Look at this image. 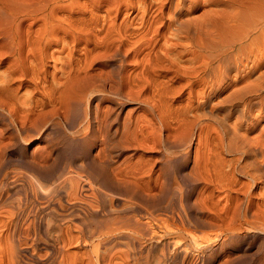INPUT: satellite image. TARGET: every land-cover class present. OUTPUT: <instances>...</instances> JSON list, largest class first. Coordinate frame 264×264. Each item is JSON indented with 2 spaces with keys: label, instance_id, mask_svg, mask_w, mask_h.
Segmentation results:
<instances>
[{
  "label": "bare ground",
  "instance_id": "obj_1",
  "mask_svg": "<svg viewBox=\"0 0 264 264\" xmlns=\"http://www.w3.org/2000/svg\"><path fill=\"white\" fill-rule=\"evenodd\" d=\"M185 1L0 0V124L6 128L5 134H0V264H171L170 261L173 264H193L188 252L192 248L187 240L190 228L187 229V223L190 220L185 221L181 210L175 216L156 215V218L149 217L147 223H142L143 220L126 218L127 215L125 218L102 217L89 199V192L97 187V183L105 181L111 185L112 181L108 182L111 159L122 157L129 150L125 143L117 141L116 136L124 106L135 103L146 106L168 133L177 132V126L183 128L184 125L201 124V137H209L205 140L206 137H203V148L208 151L196 159L201 178L206 184L203 201L206 211L198 209L195 204L190 205L192 203L189 201L185 202L188 206L186 211L189 210V215L195 220L194 226L197 224L203 233L217 232V239L225 234L228 238V235L243 230L264 239V82L259 84V80L264 78L261 69L264 64V0H206L212 6L223 8L226 13L219 18L215 15L214 20L205 19V25L216 22L252 28L245 34L248 39L254 37V61L257 69L262 70L261 75L257 74L260 78L258 83L255 78L252 79L254 84L246 82L247 79L251 80L250 75L255 70L246 74L245 86L236 88L222 98L218 106L221 105L224 117L218 122L222 127L215 135H210L209 125H203L202 120L191 121L183 117L186 110L174 104L181 97L182 89L188 85H201L203 76L207 74L204 68L190 69L191 66L187 65L182 69L169 57L167 48L174 46L169 41V34L174 30L185 34L193 31L187 27L195 20H191V16L190 20L183 22L174 15L175 11L173 14H166L165 11L185 6ZM201 1L189 0L187 5L194 10ZM134 11H137L135 18L132 17ZM136 19L140 21L137 20L139 24H135ZM180 25L183 29L177 28ZM203 27L196 29L198 35L206 26ZM201 32L197 37L198 45L207 43ZM212 36L209 39L214 38ZM218 37L215 38L217 41ZM244 37L241 38L245 41ZM240 39L236 42H241ZM244 48L237 50L235 58H240L239 53L244 52ZM131 51L136 52L132 67L128 55ZM253 51L250 50V54L253 55ZM220 55L224 57L222 62H227V55ZM246 58L249 60V56ZM208 60L202 64L208 63ZM238 63L243 64V58ZM97 65L100 67L96 69ZM199 66H202L201 63ZM186 68L195 69L187 72ZM185 77L197 81L180 84ZM176 83L181 86L178 88ZM195 96L197 98V94ZM103 103L111 104L112 108H103ZM141 120L143 118L135 121L134 142L129 139L133 142L132 147L134 144L142 148L161 145L162 138L149 136L152 131L148 133V125ZM36 141L46 142L50 146V153L46 158H41L43 160H36L28 154L27 146ZM167 142L164 141L170 145ZM74 146L77 149H72ZM97 146L100 150L95 155L94 148ZM59 149L74 151L69 153L73 168L63 170L58 177L50 171L51 167L48 169L47 161H55L60 154ZM6 160H17L20 172L21 169L23 172L25 170L30 181L23 180L16 170L12 171L14 175L9 179H1L7 174ZM115 173L113 175L119 176ZM73 176L83 179L80 186L74 187ZM51 180L52 184H49ZM198 184L196 180L191 182L194 190ZM99 186L101 188L103 183ZM119 187L118 190L123 188ZM217 193L224 194L223 201L220 200L222 195L218 197ZM16 196H20L19 200ZM205 215L207 222L201 218ZM170 222L173 227H170ZM153 225L157 226V230ZM25 238H32L33 242L29 245ZM124 241L128 242L130 249L122 246ZM147 242L149 246L144 245ZM74 245L90 249L73 253L71 248ZM263 245H258V249ZM218 249L222 250L221 247ZM209 257L205 259L209 260ZM245 258L249 261L246 264H249L251 259L248 256Z\"/></svg>",
  "mask_w": 264,
  "mask_h": 264
},
{
  "label": "rangeland",
  "instance_id": "obj_2",
  "mask_svg": "<svg viewBox=\"0 0 264 264\" xmlns=\"http://www.w3.org/2000/svg\"><path fill=\"white\" fill-rule=\"evenodd\" d=\"M141 1L145 2L147 0H145V1L141 0ZM149 1H151V0H148V2ZM186 1H187V3H189V0H186ZM204 1L206 2V0H204ZM204 1L202 0L200 6H198L194 10H193V8H189L188 7L189 4L187 5V3H185L187 6L185 5V6H182V7H178V8H176V10L174 8L172 10L171 9H167L165 11L166 14H169V13L173 14V12L175 11L174 15L177 18L180 17L179 20L187 21V20H190V19L192 20L193 19V20L196 21V22L194 21L196 25L198 23H200V25L198 24V26L200 27L198 29V26H196L195 24L193 26L192 24L194 22L191 21L192 24L190 25V27H187V28H189V31L193 30V31L189 32L191 34H189L188 32L185 34L183 31H175V30L172 31L171 34H169V41L170 42L172 41V44L174 43L173 44L174 46L171 47V48H167V49L169 50V57L173 61H175L176 64H178V66H182V69H183V66L187 67V65H188V67L191 66L190 69L192 67H195V68L197 67V70L201 69V68L207 69V74H205L203 76V78H202L204 80L203 83H201V85L196 86V87H193L191 85H188V87L186 86L184 89H182L181 97H178L177 98L178 99L177 102L174 103V104L182 106L181 107L182 110H186V116H183V117L188 118L191 121H193V120H202L203 121V125L204 124L205 125H209V127L211 129L210 130V135H215V133L218 132L219 129H221V127H222V126H220L221 125L220 123L218 125V122L220 121L221 118L224 117V113L220 109L221 105H219L220 107L218 106V104H221L220 102H222V98L226 97L228 94H231L233 91L237 90L236 88L239 89L240 86H242V87L245 86V84H246L245 83L246 76H248L251 72L256 70L253 73V75H250L251 80L247 79V81H246L247 84L252 83V82H253L252 84H254V80L252 81V79L255 78L256 81L258 79H260L257 76L261 75L259 73H261L262 70L264 71V64L261 67L262 70L259 69V68L257 69L256 62H255L256 61V59H255L256 47L253 48V46H256V45L252 41L254 37L253 38L249 37V39L246 38L247 37L246 34H248V32L252 30V28L250 26H248V25H242V26L236 25L235 27H233V26L225 25V23H222V24L220 23L219 24L217 22L218 24H216V22L213 23L212 21H210V22H212L210 25H208V24L205 25V19L207 21L214 20L216 18V16H217V18H219V17L222 16V14H225L226 12H224L223 8H218L216 6H212L208 2L205 3ZM204 4H205V6H204ZM186 7H187V9H186ZM212 8H214V11L212 10ZM217 11H218L219 14L217 13ZM136 14H137V11H134V15L132 17L135 18L137 16ZM205 16H206V18H205ZM208 16H210V17H208ZM213 17H214V19H213ZM201 18H203V19H201ZM138 19L135 20V24L136 23L139 24L140 21ZM210 22H208V23H210ZM201 23L202 24L204 23L203 25L206 26V27L204 26L205 27L204 30H206V28L209 27V26H211V27L207 28L206 31H204V30H202V32L200 31L201 35L203 36V38L205 40V42H207V43L198 45L199 42H197V37L199 38V35H200V32H199V35H198V30H200L203 27V25L201 27ZM195 26L197 28H195ZM216 26H219V27H216ZM221 26H223V27H221ZM226 26L227 27L229 26V28H231V29H234V28L235 29L231 30L229 28H225ZM181 27H182L181 25L177 26L178 29H183ZM192 27L195 28V30L192 29ZM237 28H238V30H237ZM196 29H198V30H196ZM209 29H210L211 32H212V30L216 31V33H218V34L214 33V31L211 33L209 31ZM247 29H249V30H247ZM194 31H196V32H194ZM203 31H204V34H203ZM207 31H208V33H207ZM165 32L167 33L168 30H165ZM177 32H178V34H175ZM205 34L208 36V39L206 37H204ZM178 35H179V38L177 37ZM209 35L211 37H213L212 35H214V38H210L209 39V37H210ZM188 36H189V38H186ZM217 37H218L219 41L216 40ZM241 37L242 38L243 37L246 38L245 41ZM240 38L242 39V41L241 42H236V40L239 41L238 39H240ZM195 41H196V43H195ZM178 42H179L180 45L177 44ZM230 43L231 44L233 43V44L230 45ZM252 43H253V46H252ZM247 45H248V47H247ZM203 46H204V49H201V48H203ZM240 48H244L245 49L244 52L239 53L241 55L240 58H243V64L244 65L243 64H239L238 61H239L240 58L236 57L237 58L236 59L235 56H234V55L238 54L237 50L240 49ZM174 49H176V50L174 51ZM233 49H234V51H233ZM252 49L254 50L253 51L254 52L253 55L250 54V50H252ZM227 51H229V52H227ZM128 53H129L128 54L129 57L131 58V59L129 58L130 61H131V62L129 61V63H131L130 67H132L134 65V61H133L134 57L133 56L136 55V52L135 51H131V53L130 52H128ZM202 53L205 54V55H203ZM217 53H219V54L217 55ZM223 53L227 55L226 56L227 62H225V63L222 62V60H224L222 58H224V57H222V55H220V54H223ZM244 53L246 55H244ZM209 56H211V57L209 58ZM233 56H234V58H233ZM247 56H249V60L246 58ZM250 57H251L252 60L250 59ZM215 58H217V59H215ZM230 58H231V60H230ZM208 59L210 60V62H209ZM254 59H255V61H254ZM207 60H208V63H211V62L212 63L209 64V65H208V63L202 64V63H205V61H207ZM200 63H201L202 66H199ZM221 63H222V65H221ZM251 64H252V66H251ZM228 66H229V68H227ZM98 67H100V65H97L96 69ZM252 68H254V69L250 70ZM194 69L189 70V69L186 68L187 72H191ZM204 69H202V70H204ZM225 69H227V70H225ZM244 69H245V71H244ZM184 70H185V68H184ZM243 73H245V74H243ZM234 74L235 75L237 74V76H235ZM246 74H248V75H246ZM242 75L245 76V77H243ZM207 77H208V79H207ZM231 78H233V79H231ZM183 79L184 80H182L180 82V84L183 82L184 85H185L186 83H189V81L190 82L191 81H195V82L197 81L195 78L190 79V78L185 77ZM262 79L263 80L260 79L261 81L259 80V84L264 82V78H262ZM257 83H258V81H257ZM180 84L176 83L175 85L179 88L181 86ZM193 88L196 89L197 92H195L193 90ZM190 93H192L193 96ZM189 94H190V96H189ZM196 94H197V98L198 99L195 96ZM209 95H210V97H209ZM173 102H174V100H173ZM214 103H215V105H214ZM102 106H103V108H106V109L112 108V105L109 104V103H103ZM215 106H216V108H215ZM204 113H205V115H204ZM180 115H181V113H180ZM121 117L123 119L121 118L122 122H121V124H120V126L118 128L119 129V133L116 136V139H117V141H119L121 143H125L126 146H127V149H129V150H127L123 154L122 157H118V158H114L113 157L112 158L113 160L111 159L112 163L110 164V166H111L110 168H112V169L109 168V170L111 172V175H110L111 177H110L108 182H111V181H112V183L114 182L113 183L114 186H113L112 183H111V185H112V187H111V185L109 186L110 183H107L105 181H104L105 183L104 182H100L101 184L103 183V186H101V188L99 186L101 184L97 183V185H96L97 187H95L94 190L89 192L90 194L88 193L89 194V199H91L93 201V203H92L93 207L95 208V210H98L99 215H101L102 217H105V218H111V217H114V216L115 217H117V216H121L122 217L123 216V218H125L126 215H127L126 218H131V219H135V220L138 218L137 219L138 221L139 220L140 221L143 220L142 223H144V222L147 223V219H149V217L152 218V219L156 218V215L157 216L158 215L159 216L163 215V216L172 217V216H175V215L179 214L178 210H181L180 212L184 216L185 221L190 220V222H188V221H187L188 223L186 222L188 224L187 225V229L190 226L189 234H187L188 237L187 236L186 237H187V240H188V244L191 245L190 248H192V249H188V252H189V260L193 264H223V263L224 264H229L230 261L232 262V260H233V262L234 261L235 262L234 263L232 262L231 264H243L244 262L246 264V263L249 262V261H247V258H245L247 256H248V259H251L249 264H255L256 262H257L256 264H264V261H263L264 260L263 259L264 258V247L261 246L262 248L259 247L260 249H258V245L260 246V244H262V245L264 244V242L262 243V241H264V239L259 237V235L258 236L257 235L254 236L253 233H250V231L243 230V231H239L240 233L236 232L235 235L234 234L228 235V238L226 237V234H225L222 237L217 239L216 238L217 232H214V234L210 233V232H207V233L204 232L205 233L204 234L202 232V230L198 228L197 224H196V227H197V229H196V227L194 226L195 225V222H194L195 220H193V218H191V216L189 215V210H187L188 213H186L187 212L186 208L188 207V206H186L187 205L186 203L188 201L190 203H192L190 205H194L195 204V206L198 209L206 211L204 209V205H203L204 204L203 201H204V198H205V192L204 191H206V188L204 186H206V184L201 178V175H200V172H199V167L197 165L198 163H196L197 162L196 159H197L198 155H201V153H205V152L208 151L206 148H203V145H204L203 137H206V138H204V140L208 139L209 137H207L206 135L201 137V134H200L201 133V127H202L201 124H199L200 126L199 125L198 126L197 125L196 126H194V125H191V126L184 125L183 128H180V126H177V129H178L177 132L168 133L167 130L164 127H162V125L158 122V119L156 117H154L153 114L149 113V111H148L146 106L139 105V104H136V103L135 104H130L128 106H124L122 114H121ZM137 118H139V119L143 118V120H141V121L144 122V125L145 124H146V126L148 125V127L145 126L147 131H148V133H149V131L150 132L152 131L151 133H149V136L154 137L155 139L162 138L161 145L159 144L155 148L147 147V146L142 148V147L136 146V144H134L133 147H132V144L134 142L133 138L135 136L134 133H135V129H136V126H135L136 122L135 121H137ZM231 121H230V123H233ZM5 129H6L5 126L3 124H0V134L1 133L5 134ZM182 131H185V132H182ZM8 135L9 134H6V137H9ZM129 139L132 140L133 142L130 141ZM165 140L168 141L167 143H170V145L165 144L164 143ZM129 141L131 142L130 143L131 145L128 144ZM201 141H203V142L200 143ZM7 142H8V139L6 140V143ZM128 145L131 146V147H129ZM199 146L201 147V149L203 148L204 150L202 151ZM74 147L72 149H77V146H74ZM72 149L71 150H64L65 152L63 150L59 149L60 154L57 156L58 158H56L55 161H51V160L47 161V166L49 165L48 169L51 167L50 171H53L52 173L55 174V176L59 177V175L63 172V170H67V171L69 170L70 171L73 168V162L71 160V154H72V152L74 150H72ZM50 150L51 149H50L49 144L46 143V142H42V141H36V142L32 143L31 145L27 146L28 154L30 156L34 157L36 160H39L41 158H44L45 156H48L49 153H50ZM99 150H100L99 146L95 147L94 148V154L98 155ZM70 152H71V154H69ZM14 153H12V154H14ZM66 154L67 155L69 154V155L67 156ZM41 160H43V159H41ZM78 161H79V163H81L82 159L79 157ZM4 165L7 166L6 170H5L7 172V174H4L5 176L3 175L1 177V179H5V180L9 179L10 177H12V175H14V174H12V171L16 170V171H18L17 174L20 175L23 180H25L26 182L30 181L31 178H30V176H28L26 174L25 170L23 172V170L21 169V172H20V169H19L20 166H19V163L17 162V160H12L10 162L9 161H7V162L4 161ZM111 170L114 171V172L112 173ZM114 173L119 175V176L122 175L121 176L122 178L120 177V179H122V180L124 179V180L123 181L120 180V179L117 180L116 178L117 177L119 178V176L113 175ZM125 173H126V176H125ZM125 177L126 178L128 177V178L126 179ZM71 179H74V181L72 180V184L74 183V187L80 186L82 184V181H83V179H80V177H78V176H73ZM114 180H117L118 182L114 181ZM195 180L198 181L199 184H198V186H195V188L196 187L197 188L194 190L192 188L191 182H194ZM125 181L127 183L123 184L122 182H125ZM188 183H189V185H187ZM49 184H52V180H51V183L49 182ZM117 184H118L117 187H119V186H120L119 188L123 187V188H125V190H122L123 188L119 189L121 191L120 192L118 190V188L116 187ZM190 186H191V189L193 191L190 189ZM113 189L114 190L116 189L117 192H116V190L114 191ZM128 189L129 190L131 189L129 191V193H128ZM125 192H126V194H125ZM135 192L138 195L136 197H135ZM133 193H134V195H133ZM120 194H122L123 198L121 197ZM217 194L219 195V193H217ZM131 196H134V197H131ZM174 196L175 197L177 196V199ZM187 196H188V198L190 200L187 198ZM220 196L222 197V198H220V200L222 199L221 201H223L224 194L220 193V195L218 197H220ZM117 197H120V198H117ZM127 197H128V199H127ZM19 198H20V196H16V199L19 200ZM178 198L180 200H178ZM120 199L123 200V201H121ZM133 200L135 202H133ZM137 200H138V202H137ZM174 200H176V201H174ZM175 202L176 203L178 202V203L176 204ZM199 202L202 204L201 206H200ZM141 203H142V205H141ZM111 205H112V207H111ZM176 205H177V207H176ZM201 207H202V209H201ZM174 209H176V210H174ZM184 211H186L185 215L183 213ZM174 212H175V214H174ZM172 214H174V215H172ZM201 218H202V221H206V222L208 221V217H206V215L205 216H201ZM169 225H170V227H173V226H171V222L169 223ZM153 226H154V230H157L156 229L157 226L156 225H153ZM200 230H201V232H200ZM190 231H192V232H190ZM199 232H200V234H199ZM197 233L201 237L198 236ZM202 233L204 235H202ZM243 233H245V234H243ZM190 234L192 235V237H191ZM237 234L239 236H241V237L239 238V236ZM250 234H252V235L250 236ZM244 235H245V237L246 236H248V237L245 238ZM202 236H204V237H202ZM212 236L215 237V238L213 239ZM235 236H238V237H235ZM253 236L255 237V239H254ZM199 237L200 238H204V239L201 240ZM223 238L225 239V241L227 240L226 241L227 243H225V241H224V243L222 244ZM252 239H254V240H252ZM229 240H231V241H229ZM232 240H233V243H232ZM25 242L29 243V245H30L33 241H32V238H25ZM208 242H210L212 244H209ZM228 242H229V244H228ZM239 243H241V244H239ZM146 244H147V246L150 245L149 242L145 243L144 245L146 246ZM207 244H209L210 246L207 245ZM122 246H124L126 250L130 249L129 248L130 246H129L127 241L122 242ZM207 246H209V247L207 248ZM228 246H230V247H228ZM220 247L222 248V250L218 249ZM88 249H90V247L81 248V247H79L77 245H74L73 248H71V252L78 253L79 251L83 252V251L88 250ZM120 249L125 250V249H123V247H121ZM215 249L217 251H214ZM208 250H210V251H208ZM257 250L260 251V252L258 253ZM104 251H105V249L102 250V252H104ZM218 251L220 252V254H219ZM221 251H223V252H221ZM255 253H257L258 255L257 254L255 255ZM230 255H232V256L229 258ZM252 255H255V257L252 256ZM233 256H234L235 259L233 258ZM236 256H239V257H236ZM207 257H209L208 258L209 260L205 259ZM250 257H252V258H250ZM191 259H193V260H191ZM211 259H213V260H211ZM210 260H211V263H210ZM259 261L261 263H259ZM170 263L173 264V262H171V261H170Z\"/></svg>",
  "mask_w": 264,
  "mask_h": 264
}]
</instances>
